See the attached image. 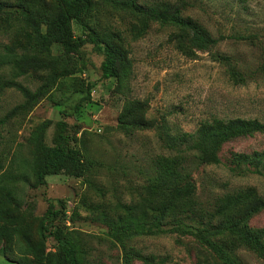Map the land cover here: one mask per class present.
<instances>
[{
	"label": "rangeland",
	"instance_id": "obj_1",
	"mask_svg": "<svg viewBox=\"0 0 264 264\" xmlns=\"http://www.w3.org/2000/svg\"><path fill=\"white\" fill-rule=\"evenodd\" d=\"M131 1L163 14L178 9L219 42L197 50L186 32L143 19ZM55 13V0H0V56L17 44L18 55L41 64L17 79L39 97L0 126V264H37L19 254L28 244L55 258L60 244L41 238L43 220L78 264H264L230 234L244 220L239 227L264 243V210L245 219L251 201H264V0H90L82 24L72 23L85 40L76 54L39 44ZM105 46L121 60L118 80L102 77ZM7 71L0 68V86ZM24 102L2 88L0 118ZM125 109L134 125L124 128ZM232 119L260 129L224 142L219 164L203 162L194 146L205 128ZM60 121L82 172L35 186L38 146H53ZM239 192L252 200L239 203Z\"/></svg>",
	"mask_w": 264,
	"mask_h": 264
},
{
	"label": "trees",
	"instance_id": "obj_2",
	"mask_svg": "<svg viewBox=\"0 0 264 264\" xmlns=\"http://www.w3.org/2000/svg\"><path fill=\"white\" fill-rule=\"evenodd\" d=\"M55 6V16L45 24L44 33L38 35L36 38L41 47L45 50H49L51 46H58L64 54H76L79 52L80 47L84 44L85 40L73 36L72 23L77 22L82 24L83 19L90 8V0H55ZM130 8L138 16L147 21L156 22L163 26H171L182 32H186L189 35V42L197 50L205 51L210 46H216L219 42V39L213 38L201 26L195 24L191 20H185L182 18L178 9L172 14H163L154 9L140 7L132 1L130 2ZM30 21L37 30L40 29L41 23L36 16H31ZM88 41L93 43L97 50H101L99 46L100 43L97 39L89 36ZM12 46L11 49H5L4 54L0 56V68H7V73L9 75L8 79L3 80L0 90H2V88H15L21 93L25 102L22 105L12 108L1 117L0 126L19 115L21 110L33 106L40 95L39 92H31L26 87L17 83V79L25 76L30 70L36 71L40 69V61L38 58L29 59L23 54L18 55L15 52L16 46L18 45L16 44ZM102 52L104 54V61L101 66L102 77L106 79H120L122 75V66L117 53L109 46H105L102 49ZM129 112L130 111L125 109L120 115L119 124L124 128L134 125L132 118L131 120L129 118L131 115ZM125 121H129V123H126ZM204 126H202V128ZM57 127L58 134L53 140V146L47 147L43 144H39L38 146L34 169L35 186L45 185L44 177L46 175L66 172L73 176H80L82 172V167L79 163V153L68 146L66 143L67 137L63 135L65 127L64 122H58ZM259 129L258 125L251 121L241 119H232L228 121L214 120L205 128L204 133L206 136L202 138L200 137L194 148L200 154L199 157L203 162L217 165L220 163L217 151L224 142H227L234 137L250 136ZM216 137L217 139L215 141ZM22 168L24 169V167ZM252 172L259 173V170H252ZM26 177L27 175L24 172H20V178L22 180ZM239 194L242 198H238L237 201L239 203L244 200H252V196H249L248 194L243 195V197L241 195L243 192H239ZM249 204L254 205V207L246 214L245 219L264 210V201L253 200ZM47 215H50L51 220L56 216V211L53 210V205H50ZM242 222H244V220L234 222L230 227V234H237L240 237L238 240V246H243L254 253L257 257L264 259V243L255 234H252L249 229H242L239 227ZM170 231L174 232L180 230L174 229ZM40 235L42 239L54 237L60 244V252L55 258L44 255L42 248L32 244H28L24 247L20 245L18 247L19 254L24 255L25 252L32 253L37 264H78L74 248L62 240L57 229L52 231L50 228H47L44 220L40 225ZM225 257L228 259V255H225ZM123 261L124 264H130L127 257H125ZM20 262H26L25 258L20 257ZM230 264L237 263L231 261ZM238 264L241 263L239 262Z\"/></svg>",
	"mask_w": 264,
	"mask_h": 264
}]
</instances>
